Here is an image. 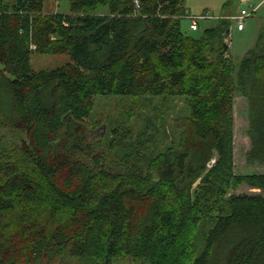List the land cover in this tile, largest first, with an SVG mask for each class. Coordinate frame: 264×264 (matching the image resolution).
I'll use <instances>...</instances> for the list:
<instances>
[{"label":"trees","instance_id":"1","mask_svg":"<svg viewBox=\"0 0 264 264\" xmlns=\"http://www.w3.org/2000/svg\"><path fill=\"white\" fill-rule=\"evenodd\" d=\"M54 1L0 0V264H264V173H236L234 143L239 93L247 160L264 164V26L236 62L232 18L190 34L185 0ZM58 52L71 62L33 68V53ZM119 95L186 96L178 145L120 124L96 150L85 120Z\"/></svg>","mask_w":264,"mask_h":264},{"label":"rangeland","instance_id":"2","mask_svg":"<svg viewBox=\"0 0 264 264\" xmlns=\"http://www.w3.org/2000/svg\"><path fill=\"white\" fill-rule=\"evenodd\" d=\"M185 6L192 16H210L205 20L198 19L200 24L198 32L190 31L189 18L182 20V30L196 36H199L205 28L214 25L216 23L215 17H232L239 15L242 9L251 11L253 7L257 8L252 16L244 19V31L238 30V22L232 18L230 33L225 35L226 42L229 45V55L236 62L240 61L248 49L255 44L258 32L264 26V0H185ZM45 8L50 12L66 13L70 10V0H55L51 5L47 3ZM98 12H108V8H100ZM33 48L35 49V45H33ZM31 62L36 70H54L71 62V55L68 52L33 53ZM186 98L184 95L169 98L148 95L136 101L132 97L123 95L98 96L95 99L96 104L92 114L85 120L90 135L89 139L100 141L102 145H96V150L103 152L113 127L123 124L124 129H132L133 139H137L138 134L146 130L149 124L150 127L146 131L145 138L151 139L148 142L152 146L157 144L160 149H164L169 145L176 146L179 143L180 129L174 124V118L189 113ZM234 117L236 173H264V164L250 162L246 157L251 145L247 134L249 126L248 101L239 93L234 95ZM7 135L10 140H14V135L12 136L9 133ZM260 191L259 189L250 188L247 184H243L235 190L236 193ZM192 233L193 230H191V235ZM177 248L182 249V244ZM67 262L62 263L60 259H54L51 262L44 260L42 264H75L77 260ZM114 264H151V261L147 258H135L129 255L116 259Z\"/></svg>","mask_w":264,"mask_h":264},{"label":"built area","instance_id":"3","mask_svg":"<svg viewBox=\"0 0 264 264\" xmlns=\"http://www.w3.org/2000/svg\"><path fill=\"white\" fill-rule=\"evenodd\" d=\"M257 10V8L253 7L251 11L246 10V9H242L241 13L239 15L236 16H230V18L236 19L238 22V30H243L244 29V19L252 16L253 13H255ZM188 18L190 19V28L192 30H198L199 29V22L198 19H206V18H210L209 15H200V16H192V15H188ZM33 47V46H32Z\"/></svg>","mask_w":264,"mask_h":264},{"label":"water","instance_id":"4","mask_svg":"<svg viewBox=\"0 0 264 264\" xmlns=\"http://www.w3.org/2000/svg\"><path fill=\"white\" fill-rule=\"evenodd\" d=\"M229 33H230V29H227L222 39L225 50H228L229 48V45L227 44L226 39H225V35H229Z\"/></svg>","mask_w":264,"mask_h":264},{"label":"crops","instance_id":"5","mask_svg":"<svg viewBox=\"0 0 264 264\" xmlns=\"http://www.w3.org/2000/svg\"><path fill=\"white\" fill-rule=\"evenodd\" d=\"M244 29H245V26H244ZM244 29L243 30H240V31H244ZM231 46V45H230Z\"/></svg>","mask_w":264,"mask_h":264}]
</instances>
